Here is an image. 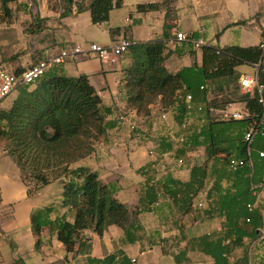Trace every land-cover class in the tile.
<instances>
[{"label": "trees", "instance_id": "obj_1", "mask_svg": "<svg viewBox=\"0 0 264 264\" xmlns=\"http://www.w3.org/2000/svg\"><path fill=\"white\" fill-rule=\"evenodd\" d=\"M16 1L0 0L4 17H10L9 5ZM61 1L65 15L76 6V13L89 12L93 25L106 23L109 13L122 6V0H90L86 8L75 0ZM159 7L138 5L136 11L146 14ZM169 30L165 25L161 40L133 44L127 50L130 64L122 81L125 102L138 116L148 115L157 103L160 111L173 112L182 134L163 136L161 151L168 152L169 142L183 137L184 154L202 150L204 160L190 168L186 182L170 174L153 182L146 190L147 204L156 203L161 191L181 217L196 211L200 221L222 220L219 232L190 239L180 252L183 255L194 245L212 264H264V203L258 198L264 187V155L259 156L264 154V42L253 47L203 46L199 66L193 64L173 74L167 70ZM120 33L119 28L109 30L112 38ZM242 65L260 66V91L254 88L242 93L239 81L243 75L237 70ZM187 96L191 97L189 104ZM233 105L244 107L249 117L222 120L214 114ZM252 126L257 133L247 144L245 136ZM105 130L101 99L88 78L66 77L55 70L31 86L20 87L10 107L0 110V144L19 169L28 193H37L54 182L61 185L59 206L73 213V221L68 222L65 216L47 221L50 209L34 212L30 221L35 235L44 227L53 228L68 254L75 251L84 231L101 239L109 227H117L133 242L136 218L148 209L143 199L129 210L96 173L72 168L93 153L94 142ZM233 160L242 161L243 166H230ZM203 193V202L197 200ZM174 259L177 261L176 256ZM86 264L132 262L112 255L88 259Z\"/></svg>", "mask_w": 264, "mask_h": 264}, {"label": "crops", "instance_id": "obj_2", "mask_svg": "<svg viewBox=\"0 0 264 264\" xmlns=\"http://www.w3.org/2000/svg\"><path fill=\"white\" fill-rule=\"evenodd\" d=\"M89 1L75 0L84 8ZM167 1L122 0L121 8L112 10L106 23L93 25L89 12L76 13V6L65 15L61 0H17L9 5L10 17H0V65L17 75L73 45L86 50L91 44L111 46L122 39L132 44L161 40L165 25L170 27L167 70L173 74L193 64L199 66L203 46L253 47L264 42V0H175L163 5ZM146 4L160 7L155 12L137 13L136 6ZM115 28L121 33L112 38L109 30ZM177 33L185 35L186 40L176 41ZM129 64L127 53L114 64H102L85 53L46 73L55 70L71 78L86 76L97 91L105 134L94 142L93 153L72 168H88L96 173L114 192L115 199L129 210L144 199L148 209L137 216L133 225L136 232H131L136 239L129 243L117 227H109L101 239L84 231L75 251L68 254L53 228L44 227L35 235L30 221L34 212L50 209L47 221L65 216L70 223L73 213L59 206L62 188L58 182L29 194L19 169L0 144V264H86L88 259L101 260L112 255L124 256L132 264H212L211 259L194 250V245L185 255L180 252L190 239L219 232L222 220L200 221L196 211L181 217L161 191L156 203L147 204L148 186L166 174L186 182L197 160L192 159L194 152L184 154L183 146L174 141L169 142L168 152L161 151L159 140L163 136L174 138L182 134L173 121V112L160 111L158 103L146 116L129 109L122 83ZM120 117H125L127 123L121 125ZM131 125L136 130L131 131ZM177 159H182L183 164L179 165ZM204 194L197 200L203 202ZM263 194L264 187L258 195L260 201Z\"/></svg>", "mask_w": 264, "mask_h": 264}, {"label": "built area", "instance_id": "obj_3", "mask_svg": "<svg viewBox=\"0 0 264 264\" xmlns=\"http://www.w3.org/2000/svg\"><path fill=\"white\" fill-rule=\"evenodd\" d=\"M175 39L178 42H182L186 40V37L182 33H177ZM132 45L133 44L127 39H122L111 46L91 44L86 50L81 45H73L70 50L61 51L57 56L40 62L17 75L9 72L0 65V104L20 87L35 84L53 66L61 65L69 60H77L85 53L96 57L102 64H114ZM196 47H199V44L196 45ZM239 82L242 88V93L252 92L254 88H257L259 91L261 90V87L257 84V77L255 75L252 77L242 76ZM185 101L189 104L191 102V97L187 96ZM260 102H262V100H260ZM234 106L239 107L234 108ZM187 109H190L189 105L187 106ZM214 114L218 115L222 120H244L249 117L248 112L240 105H233L225 110L214 111ZM160 118L164 120L165 117L164 115H161ZM119 123L121 125L127 123L126 118L120 117ZM130 130H136V126L131 125ZM256 133L257 129L252 126L246 134L244 141L247 144H250ZM184 141L183 137L174 139V142L180 146H183ZM263 155V153L259 154L260 157H263ZM178 164L182 165L183 160L179 159ZM230 166L241 167L243 166V162L233 160L231 161ZM246 222H248V220Z\"/></svg>", "mask_w": 264, "mask_h": 264}, {"label": "rangeland", "instance_id": "obj_4", "mask_svg": "<svg viewBox=\"0 0 264 264\" xmlns=\"http://www.w3.org/2000/svg\"><path fill=\"white\" fill-rule=\"evenodd\" d=\"M1 14H3V13L1 12V9H0V17H2ZM169 69L172 70V67H169ZM237 70H238V72L241 75H249L250 77L253 76V74L255 73V70H253L252 68H250V67H248L246 65H242V66L238 67ZM17 94H18V91H17V93L15 91L13 93H11L9 95V97L7 99H5L0 104V110H2V109L4 110L6 108L8 109V107H10V105L12 104V102L14 101V99L17 97ZM137 130L140 132V134H143V132H141L142 130H141V128L139 126H138V129ZM134 134L137 135V132H135ZM145 138H146V136H145ZM140 140H142V138H140ZM194 153L195 154L192 157V159H195V160H197L198 162L201 163L202 160H204V156H203L202 150H196V151H194ZM262 202L264 203V194H263V200H262ZM201 260H203V259L201 258Z\"/></svg>", "mask_w": 264, "mask_h": 264}, {"label": "water", "instance_id": "obj_5", "mask_svg": "<svg viewBox=\"0 0 264 264\" xmlns=\"http://www.w3.org/2000/svg\"><path fill=\"white\" fill-rule=\"evenodd\" d=\"M259 67H260L259 65L254 67L255 68V76L256 77L258 76Z\"/></svg>", "mask_w": 264, "mask_h": 264}]
</instances>
